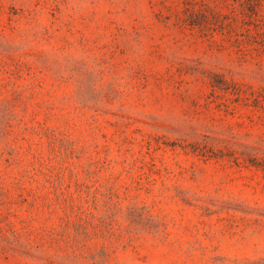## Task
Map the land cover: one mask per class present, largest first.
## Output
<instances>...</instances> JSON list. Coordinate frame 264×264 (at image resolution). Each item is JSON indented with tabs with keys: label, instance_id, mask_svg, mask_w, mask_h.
Wrapping results in <instances>:
<instances>
[{
	"label": "rangeland",
	"instance_id": "1",
	"mask_svg": "<svg viewBox=\"0 0 264 264\" xmlns=\"http://www.w3.org/2000/svg\"><path fill=\"white\" fill-rule=\"evenodd\" d=\"M0 264H264V0H0Z\"/></svg>",
	"mask_w": 264,
	"mask_h": 264
}]
</instances>
